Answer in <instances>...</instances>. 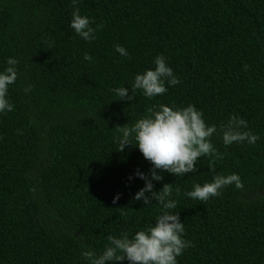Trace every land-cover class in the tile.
I'll return each mask as SVG.
<instances>
[{
	"label": "trees",
	"instance_id": "obj_1",
	"mask_svg": "<svg viewBox=\"0 0 264 264\" xmlns=\"http://www.w3.org/2000/svg\"><path fill=\"white\" fill-rule=\"evenodd\" d=\"M77 7L93 28L103 24L91 43L70 27L72 0H0V72L9 58L18 61L7 94L13 111L0 113V264H89L82 252L102 253L109 235L155 225L161 206L134 200L145 187L137 171L150 176L152 165L134 140L119 152L114 129L159 104L193 105L218 132L239 116L259 137L225 146L214 134L223 154L214 170L207 157L183 176L157 170L164 178L152 181L154 191L172 184L177 207L169 211L179 213L192 244L177 264H264V0H78ZM160 55L180 83L153 99L137 90L134 100L119 101L112 89L131 95L135 76ZM217 174L239 175L243 189L227 186L207 202L184 196Z\"/></svg>",
	"mask_w": 264,
	"mask_h": 264
},
{
	"label": "clouds",
	"instance_id": "obj_2",
	"mask_svg": "<svg viewBox=\"0 0 264 264\" xmlns=\"http://www.w3.org/2000/svg\"><path fill=\"white\" fill-rule=\"evenodd\" d=\"M78 0H72L74 11L70 27L83 40L91 43L96 39L95 33L103 28V24L93 28L94 20L80 14L77 7ZM116 53L128 57L126 49L115 45ZM86 61H91L89 54L84 55ZM18 61L9 58V65L3 72H0V113L13 111V105L7 99L9 86L14 84L18 78L16 69ZM155 68L146 70L143 74H137L132 82L131 95L126 87L112 89L120 100L135 99L134 93L140 90L142 94L153 99L166 94L168 88L180 83L173 74V70L167 66L166 59L160 55L154 60ZM247 70V65H245ZM25 93L31 91V86L24 89ZM247 122L239 116H231L226 124L218 129L215 125L208 126L203 119V113L193 105L183 109H173L164 104L147 108L146 115L137 120L134 124H126L123 127L116 126L115 131L119 135L115 138L119 144V152H124L126 146L138 147L144 159L152 165L150 176L137 171L140 179L145 181V187L140 189L134 197L135 201H143L145 205H152L155 200L161 206V214L156 216L154 226L140 230L129 236L127 232L117 237L109 235L108 244L102 253H97L89 248L82 252L89 264H177V257L183 251L192 246L190 241L183 239L184 223L180 222V215L169 210L177 207V202L170 199L172 195V184H164L162 190L154 191L152 181H162L163 175L157 174L167 172L174 176L197 171L196 163L199 158L207 157L209 168L215 169L218 160L223 159L220 153L211 142L214 134H219L225 146L233 143L255 144L259 137L247 129ZM235 185L236 189H243L244 185L237 174L227 176L217 174L213 181L194 185V190L185 191L184 196L193 200L207 202L212 197L221 195V189ZM151 193V195H146ZM180 195V190H176ZM119 195L113 199L115 204Z\"/></svg>",
	"mask_w": 264,
	"mask_h": 264
}]
</instances>
